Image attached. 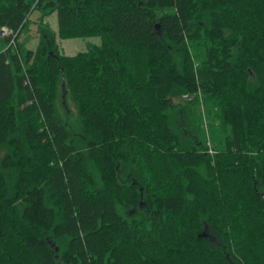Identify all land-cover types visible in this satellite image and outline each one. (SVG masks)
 Here are the masks:
<instances>
[{"label": "trees", "instance_id": "1", "mask_svg": "<svg viewBox=\"0 0 264 264\" xmlns=\"http://www.w3.org/2000/svg\"><path fill=\"white\" fill-rule=\"evenodd\" d=\"M35 10L102 44L26 49ZM178 95L213 142L172 129ZM0 147V264H264V0H0Z\"/></svg>", "mask_w": 264, "mask_h": 264}, {"label": "rangeland", "instance_id": "2", "mask_svg": "<svg viewBox=\"0 0 264 264\" xmlns=\"http://www.w3.org/2000/svg\"><path fill=\"white\" fill-rule=\"evenodd\" d=\"M44 35L50 38L54 36L59 45V53L70 57L87 52L102 44V39L99 36L89 38L60 37L58 13H46L42 10L32 12L27 27L20 34L18 41L28 50H37ZM187 99L182 95L171 99L170 109L167 112L170 126L180 136L184 144L191 140L204 143L206 140L208 141V136L213 142L212 133L208 128V122L212 120L209 117L211 109L204 104L202 98L193 103ZM56 112L58 119L66 125L76 142L80 144L82 141L81 119L78 106L68 90H60L58 93ZM6 153L7 150L0 147V162ZM209 153L214 155L216 150Z\"/></svg>", "mask_w": 264, "mask_h": 264}, {"label": "built area", "instance_id": "3", "mask_svg": "<svg viewBox=\"0 0 264 264\" xmlns=\"http://www.w3.org/2000/svg\"><path fill=\"white\" fill-rule=\"evenodd\" d=\"M3 33H4V35L7 36V37H11L12 34H13V32H12V31H9V30H4ZM11 44L14 45V44H15L14 41H12ZM208 146H209V148H210V149H209V152L212 153L213 148H212V146L210 145V143L208 144Z\"/></svg>", "mask_w": 264, "mask_h": 264}, {"label": "water", "instance_id": "4", "mask_svg": "<svg viewBox=\"0 0 264 264\" xmlns=\"http://www.w3.org/2000/svg\"><path fill=\"white\" fill-rule=\"evenodd\" d=\"M4 35V33L2 32V36Z\"/></svg>", "mask_w": 264, "mask_h": 264}]
</instances>
